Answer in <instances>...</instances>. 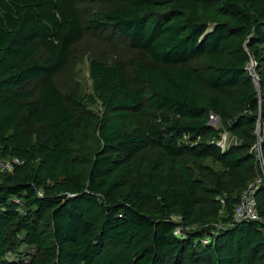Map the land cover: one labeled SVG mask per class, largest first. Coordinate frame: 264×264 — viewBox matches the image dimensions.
I'll return each instance as SVG.
<instances>
[{
    "label": "trees",
    "instance_id": "16d2710c",
    "mask_svg": "<svg viewBox=\"0 0 264 264\" xmlns=\"http://www.w3.org/2000/svg\"><path fill=\"white\" fill-rule=\"evenodd\" d=\"M89 32L134 56L66 93ZM257 145L264 0H0V264H264V179L234 218Z\"/></svg>",
    "mask_w": 264,
    "mask_h": 264
},
{
    "label": "rangeland",
    "instance_id": "374dc122",
    "mask_svg": "<svg viewBox=\"0 0 264 264\" xmlns=\"http://www.w3.org/2000/svg\"><path fill=\"white\" fill-rule=\"evenodd\" d=\"M88 39L85 40L81 45L78 46V54L76 62L74 65H71L70 68L63 73L60 77V84L63 90L68 93L71 90L80 92L86 97H91L94 95L93 92V82L90 77V61L93 58L102 59L106 62L113 63L115 61L126 63L129 59L134 56V53H131L127 50V45L121 43V41H114L108 39V34L105 36L93 34L89 32L87 34ZM107 41V42H106ZM256 64L251 68L252 74L257 77L256 74ZM256 88L259 89V83H255ZM98 111V107H93ZM232 138L229 137L228 144H231ZM87 146H91L93 151H97L99 145L95 138H91ZM83 147V148H82ZM79 156L84 157L86 153V147H79ZM26 248L22 246L20 252L26 253ZM33 252V251H29ZM11 260H19L21 262L28 261L29 258L26 257L21 259L20 256L16 257L14 255H9ZM28 264V262H26Z\"/></svg>",
    "mask_w": 264,
    "mask_h": 264
},
{
    "label": "built area",
    "instance_id": "2783aa9c",
    "mask_svg": "<svg viewBox=\"0 0 264 264\" xmlns=\"http://www.w3.org/2000/svg\"><path fill=\"white\" fill-rule=\"evenodd\" d=\"M254 63H255V61H253V60L250 62V64L248 65V70L251 73V75L254 77L255 83H258V76L255 77L251 72V68L254 67ZM210 124L212 126H214L215 128H220L221 120L218 116H216L215 114L212 113L210 116ZM228 139H229V135H228V133L225 132L222 134L221 140L218 141V146L222 150H227L230 147V144H228ZM256 149L259 152L258 159L261 162L263 173L261 176H259L257 178L255 183L250 184L247 187V189L243 192L241 199H240V202L238 203V205L236 206L235 211H234V218H235L236 222H242V221H246V220H248V221L260 220V217L258 214V209H257L255 190L258 189V187L256 185L260 184L262 182V180L264 179V161L262 159L258 145L256 146ZM19 163H20V161L16 158L11 160V161H8V162L0 161V171L1 172L13 171L14 166L16 164H19ZM222 203H224L223 200H222ZM176 234H180V232L176 231Z\"/></svg>",
    "mask_w": 264,
    "mask_h": 264
}]
</instances>
